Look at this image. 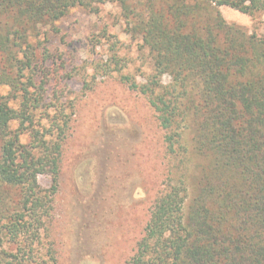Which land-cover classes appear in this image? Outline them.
<instances>
[{
    "label": "trees",
    "instance_id": "1",
    "mask_svg": "<svg viewBox=\"0 0 264 264\" xmlns=\"http://www.w3.org/2000/svg\"><path fill=\"white\" fill-rule=\"evenodd\" d=\"M95 2L102 0H0V264L37 263L68 128L67 121L35 127L46 83L25 77L38 60V41L31 40L41 27L58 32L55 24L71 8ZM222 6L252 15L264 0H169L144 24L156 74L141 93L165 128L179 118L194 123L193 149L209 166L187 215L186 187L174 185L156 199L126 264H264V75L248 77L251 65L264 63V45L246 57L257 43L225 23ZM164 75L172 90L162 85ZM41 175L50 176V189L40 187Z\"/></svg>",
    "mask_w": 264,
    "mask_h": 264
},
{
    "label": "rangeland",
    "instance_id": "2",
    "mask_svg": "<svg viewBox=\"0 0 264 264\" xmlns=\"http://www.w3.org/2000/svg\"><path fill=\"white\" fill-rule=\"evenodd\" d=\"M168 1L77 6L55 24L58 32L41 27L31 40L38 41V60L35 74L25 72V77H35L39 87L46 83L35 127L43 131L68 122L58 190L40 232L36 264H126L161 194L174 185L186 187V215L199 195L209 161L193 149L194 123L179 118L165 128L140 90L156 74L144 24L153 7L165 9ZM219 11L235 33L253 38L257 50L249 44L246 57H257L264 45V7L252 15L227 6ZM258 72L264 75V63L251 65L248 77ZM161 83L171 88V77L164 75ZM38 182L51 188L48 175ZM5 249L15 253L13 246Z\"/></svg>",
    "mask_w": 264,
    "mask_h": 264
}]
</instances>
